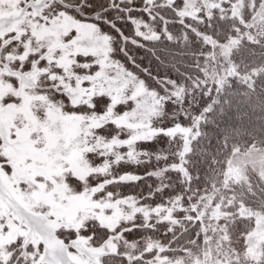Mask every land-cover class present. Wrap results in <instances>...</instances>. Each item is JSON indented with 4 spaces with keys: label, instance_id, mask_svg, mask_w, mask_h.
<instances>
[{
    "label": "rangeland",
    "instance_id": "rangeland-1",
    "mask_svg": "<svg viewBox=\"0 0 264 264\" xmlns=\"http://www.w3.org/2000/svg\"><path fill=\"white\" fill-rule=\"evenodd\" d=\"M67 1L0 0V264L10 259V246L17 249V264H114L105 257L116 255L119 247L128 261L156 250L139 264L259 263L264 256V214L259 210H236L253 219L242 249H236L225 231L227 213L220 201L213 202L212 191L176 218H171V208L139 209L133 199L107 191L110 182L125 177L115 175L113 168L137 160L136 143L162 133L153 125L160 117V99H177L181 89L174 85L162 97L148 91L113 57L110 37L66 12ZM180 3L176 14L181 19L198 13L210 17L216 11L238 25L223 43L205 38L218 83L233 70L230 50L241 39L264 40V0ZM135 30L143 38L157 36L141 20ZM98 97L106 99L99 113L91 109ZM112 123L123 137L98 134L100 127ZM176 134L181 140L178 161L155 171L156 177L167 169L185 177L182 158L195 132L176 128ZM230 154L221 187L242 182L246 171L264 179V148L250 144ZM135 217L158 219L172 229L195 218L200 226L180 254H159L162 246L157 242L146 237L123 242L117 233L94 246L86 233L92 221L112 230Z\"/></svg>",
    "mask_w": 264,
    "mask_h": 264
},
{
    "label": "trees",
    "instance_id": "trees-1",
    "mask_svg": "<svg viewBox=\"0 0 264 264\" xmlns=\"http://www.w3.org/2000/svg\"><path fill=\"white\" fill-rule=\"evenodd\" d=\"M180 5V0H174L171 5L162 4L161 0L152 4L143 0H68L63 8L74 19L90 22L110 37L113 57L148 91L162 97L174 85L181 89L177 99H160V117L153 125L162 133L136 143L133 154L137 160L120 162L113 168L115 175L125 177L110 182L107 191L123 199H133V207L139 209L149 210L157 205L171 208V218L181 216L199 196L212 191L213 202L220 201L227 213L225 231L230 245L242 249L253 219L239 216L236 210L245 206L264 214V179L246 171L242 182L226 187L220 184L233 148L250 144L264 148V40L241 39L230 50L233 70L223 83H218L214 78L217 72L210 67V45L205 38L223 43L235 35L238 25L216 11L210 17L198 13L196 18L181 19L176 14ZM137 20L147 23L157 36H138ZM105 103V98H95L92 111L99 113ZM176 128L195 132L182 158L185 177L170 169L162 177H156L155 171L178 161L176 154L181 140ZM97 132L106 137L116 133L124 136L113 123ZM133 220L112 230L92 221L86 226V233L92 236L94 246L104 244L110 235L120 234L123 242L146 237L162 246L159 254H180L190 246L200 226L195 218L175 229L158 219L135 217ZM8 249L10 259L4 264H17V249L11 246ZM124 251L119 247L118 253L107 255L105 261L139 264L156 253L151 249L128 261ZM257 264H264V256Z\"/></svg>",
    "mask_w": 264,
    "mask_h": 264
}]
</instances>
